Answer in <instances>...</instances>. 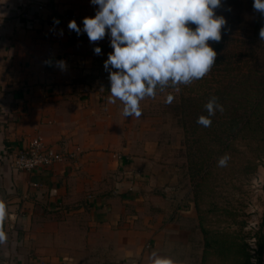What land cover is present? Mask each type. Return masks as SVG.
<instances>
[{"label":"crops","instance_id":"obj_1","mask_svg":"<svg viewBox=\"0 0 264 264\" xmlns=\"http://www.w3.org/2000/svg\"><path fill=\"white\" fill-rule=\"evenodd\" d=\"M78 6L0 0V199L8 213L0 264H150L153 251L182 264H248L244 224L209 219L207 176L201 190L186 180L182 143L150 140L146 117L124 118L122 104L108 102V50L68 28L75 20L83 29ZM39 134L81 154L14 170L8 155Z\"/></svg>","mask_w":264,"mask_h":264},{"label":"clouds","instance_id":"obj_2","mask_svg":"<svg viewBox=\"0 0 264 264\" xmlns=\"http://www.w3.org/2000/svg\"><path fill=\"white\" fill-rule=\"evenodd\" d=\"M91 4L98 8L94 17L83 18V29L75 20L68 28L77 35L86 33L90 43L106 35L110 38L113 51L104 61L110 81L108 102L118 100L124 118H140L144 100L154 99L168 88L179 91L181 86L204 78L214 67L217 52L209 41L219 42L221 30L227 26L225 17L215 11L222 0H91ZM253 9L264 17V0H253ZM54 23L59 24V20ZM259 37L264 41V26ZM94 53L100 55L101 48L95 47ZM56 66L65 70L66 62L57 61ZM172 99V95L167 96L168 102ZM204 107L207 116H199L197 124L210 127L211 117L217 111L223 113L224 107L215 96ZM230 159L224 154L218 166L226 167ZM7 215L5 202L0 199V244L6 240ZM149 260L150 264H182L156 251Z\"/></svg>","mask_w":264,"mask_h":264},{"label":"rangeland","instance_id":"obj_3","mask_svg":"<svg viewBox=\"0 0 264 264\" xmlns=\"http://www.w3.org/2000/svg\"><path fill=\"white\" fill-rule=\"evenodd\" d=\"M78 1L79 13L84 17L95 16L98 6L92 5L91 0ZM237 1L249 5V0ZM229 2H234V0H222L221 7L216 9V15L225 17L227 21L226 29L222 28L221 30V40L217 42V48L224 57L223 62L214 65L208 75L193 84L181 86L179 91L168 88L164 92H158L154 99H146L141 103L143 110L141 117L147 118L143 119L148 132L147 137L150 140H156L159 137L165 141L182 143L181 158L187 160V167L185 165L181 169L187 175L186 180L190 177L191 180L188 181L192 182L194 186L200 185L201 181L200 176L195 174L196 168L191 167L193 163L198 162L197 152L202 147L191 142L197 151L194 148L192 151L187 149L182 123L172 110L174 102L178 103L182 95L193 97V94L197 93H211L221 84H227L233 79L235 82L251 81L246 77L251 70L264 71V41L259 37L260 29H257L259 17L241 6L229 12L226 5ZM191 27L195 28V25H191ZM100 42L108 50L103 58L102 64H104L113 49L110 47V38L107 35ZM226 65L232 69L231 77L225 72ZM168 95L173 96L171 102L167 101ZM263 113L264 110L261 114L258 113L254 116L253 131L246 132L248 142L239 139L233 143L231 149L226 151L225 154L231 157L226 167L217 166L213 171L208 166L212 174L207 176L205 181L206 188L209 190L207 199L209 219L216 221L224 218L231 223L233 219L237 218L238 222L244 224L241 235L244 237L250 256L256 257L250 258V264H264V250L259 251V237H257L259 230L264 232ZM202 187L200 185L197 190H201ZM254 241L258 248L256 253L250 251V243L254 245ZM253 248L255 249V246Z\"/></svg>","mask_w":264,"mask_h":264},{"label":"trees","instance_id":"obj_4","mask_svg":"<svg viewBox=\"0 0 264 264\" xmlns=\"http://www.w3.org/2000/svg\"><path fill=\"white\" fill-rule=\"evenodd\" d=\"M226 5L229 12L239 6L247 8V10L259 17V20L257 19V29L259 30L264 26V17H261L260 13L253 9L252 0H249V5L237 0ZM215 11L217 12V10ZM209 44L217 52L215 65L221 64L224 57L217 48V42L210 41ZM228 66L226 65L225 72L231 77L232 69ZM260 74L262 75L260 76ZM246 77L251 79V81L235 82L233 79L227 84H221L211 93H197L193 94V97L191 95L188 97L182 95L178 103L174 102L172 110H174L175 115L180 118L182 123L187 149L191 151L193 148L195 149V145H191V142L197 143L202 147L197 152L198 162L193 163L191 167L196 168L195 174L197 176L202 174L209 176L212 174L209 168L214 171L218 166V159L228 149L232 148L233 143H236L239 139L248 142L246 132L253 131V118L264 110V71L251 70ZM212 96L218 97L219 103L224 107V111L223 113L217 111L215 116L211 117L212 124L210 127H202L197 124V119L201 115L207 116L204 106ZM220 114L221 116L219 117ZM195 151H197V148ZM257 237H259V251H262L264 250V232L259 230ZM247 254L248 264H250L251 256L248 251Z\"/></svg>","mask_w":264,"mask_h":264},{"label":"built area","instance_id":"obj_5","mask_svg":"<svg viewBox=\"0 0 264 264\" xmlns=\"http://www.w3.org/2000/svg\"><path fill=\"white\" fill-rule=\"evenodd\" d=\"M68 17L76 18V15L72 14L68 15ZM54 20H58V17L55 16L53 18V21L48 25L49 28H54ZM26 26L28 29H33L34 23H32V21H29ZM53 52L54 51L52 47H50L47 51V58L44 61V65L46 68L52 65ZM46 61H49L50 64L46 63ZM80 154V149H75L73 151L56 150L53 147L48 146L45 138L39 134L35 136L25 148L19 150L16 153L8 155V160L10 161V166L16 171L32 172L40 167H48L56 163L72 161L78 158ZM114 156L121 161L127 159V157L118 154ZM256 245V241H254V245L250 243V251L252 253H256L258 251ZM254 246L255 249L253 248ZM253 258L256 257H251V259Z\"/></svg>","mask_w":264,"mask_h":264}]
</instances>
